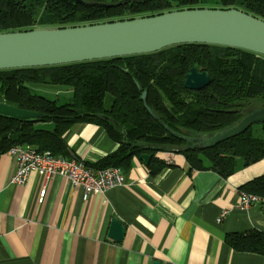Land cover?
Here are the masks:
<instances>
[{"label":"trees","instance_id":"trees-1","mask_svg":"<svg viewBox=\"0 0 264 264\" xmlns=\"http://www.w3.org/2000/svg\"><path fill=\"white\" fill-rule=\"evenodd\" d=\"M196 7L238 8L264 19V0H0V32L68 27ZM193 66L211 78L200 90L184 86ZM39 84L69 88L71 97L60 102L59 97L37 92L34 85ZM144 91L145 101L141 98ZM0 102L45 114L29 121L0 115V154L14 145L30 144L71 159L66 132L78 123H95L118 143L115 151L97 162H85L97 168L117 166L127 171L134 159L151 153L148 167L155 173L166 165L156 153L177 151L193 168L210 167L228 177L236 171L238 159L248 166L264 158V123H260L263 137L256 136L251 126L208 148L194 147L160 124L188 136L213 134L263 107L264 56L240 48L185 43L145 54L0 69ZM241 188L264 195V173ZM231 239L237 245L238 238Z\"/></svg>","mask_w":264,"mask_h":264},{"label":"crops","instance_id":"crops-1","mask_svg":"<svg viewBox=\"0 0 264 264\" xmlns=\"http://www.w3.org/2000/svg\"><path fill=\"white\" fill-rule=\"evenodd\" d=\"M64 139L71 157L84 162L118 147L95 123L75 124ZM156 157L166 163L160 171L136 158L126 184L84 200L62 175L45 180L33 171L13 183L18 160L0 154V264H264V203L238 207L241 186L264 173V158L248 166L238 159L224 177L193 168L177 151ZM114 217L126 226L121 242L109 237Z\"/></svg>","mask_w":264,"mask_h":264},{"label":"water","instance_id":"water-1","mask_svg":"<svg viewBox=\"0 0 264 264\" xmlns=\"http://www.w3.org/2000/svg\"><path fill=\"white\" fill-rule=\"evenodd\" d=\"M82 2L83 0H78ZM112 6L109 3H94ZM185 43H205L249 50L264 56V19L238 8L196 7L154 15L83 25L0 32V69L60 65L156 52ZM211 81L206 71L191 67L184 86L200 90ZM146 100V91L142 94ZM150 113L158 116L148 107ZM0 115L19 121L45 114L0 102ZM256 123H264V106L252 109L234 125L213 134L188 136L160 124L194 147H213ZM151 153L140 159L148 165ZM126 226L112 218L109 237L121 242ZM153 264H162L155 260Z\"/></svg>","mask_w":264,"mask_h":264},{"label":"built area","instance_id":"built-area-1","mask_svg":"<svg viewBox=\"0 0 264 264\" xmlns=\"http://www.w3.org/2000/svg\"><path fill=\"white\" fill-rule=\"evenodd\" d=\"M18 160V169L12 177L13 183H24L31 172H37L50 179L55 175L65 176L73 187H81L83 198L87 200L93 194H102L107 190L124 185L127 182L125 171L121 167L108 166L97 168L75 158H66L53 154L50 150H40L30 144H17L9 151ZM46 187L39 192L38 200L43 201ZM264 203V195L241 191L238 207L245 209L251 204ZM227 211L218 217L221 221Z\"/></svg>","mask_w":264,"mask_h":264},{"label":"rangeland","instance_id":"rangeland-1","mask_svg":"<svg viewBox=\"0 0 264 264\" xmlns=\"http://www.w3.org/2000/svg\"><path fill=\"white\" fill-rule=\"evenodd\" d=\"M34 89L37 92L51 98L59 97L60 102L65 101V98L71 97L72 94L71 89L66 87H59V86H48V85L39 84V85H34ZM252 127H253V132L256 136L263 137V131L260 123H256Z\"/></svg>","mask_w":264,"mask_h":264}]
</instances>
